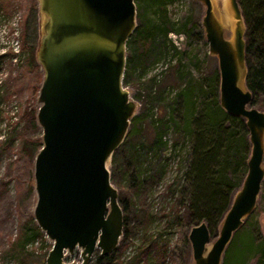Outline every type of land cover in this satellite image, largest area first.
<instances>
[{"label": "water", "instance_id": "water-1", "mask_svg": "<svg viewBox=\"0 0 264 264\" xmlns=\"http://www.w3.org/2000/svg\"><path fill=\"white\" fill-rule=\"evenodd\" d=\"M203 4L200 25L215 56L218 105L243 119L248 152L245 173L209 248L204 222L187 233L192 264H220L233 232L250 214L264 174V110L251 103L245 85L244 24L237 0H228L235 19L231 38ZM43 15L35 57L42 71L35 121L40 145L32 158V218L50 241L44 263L72 264L65 253L79 250L87 264L95 249L106 256L123 226L106 166L122 142L135 103L122 83L125 43L135 27L133 0H37Z\"/></svg>", "mask_w": 264, "mask_h": 264}, {"label": "rangeland", "instance_id": "rangeland-1", "mask_svg": "<svg viewBox=\"0 0 264 264\" xmlns=\"http://www.w3.org/2000/svg\"><path fill=\"white\" fill-rule=\"evenodd\" d=\"M217 1L220 5V0ZM0 2L4 3L2 5L4 6L3 12H0V53L11 51L5 45L9 44L13 38H17L19 52L16 55V61L8 57L0 58V140L13 128L16 130V134L19 133V136L39 137L40 129L37 124L35 129L24 126L22 112L29 105L35 109L37 105L36 94L42 71L36 60L35 50L43 15L38 10L37 0H0ZM210 2L212 12L218 18L213 0ZM133 3L135 25L137 24V12L144 11L147 18L163 26L161 22H157L159 20L157 13L152 11L155 7L150 6L149 0H133ZM224 3L230 23L226 26L219 22L222 25L224 37L231 38L235 19L232 16L228 0H224ZM32 4L35 9L34 14L28 19L27 33L32 38L30 42L33 49L27 54L26 48H21L23 40L21 33L23 19L27 14L29 15L30 10H33L30 7ZM163 4L165 19L168 22H173L171 25L174 28L179 26L177 22L186 13L194 16L200 25L204 7L199 0H168ZM128 44H131V41L125 44L123 74L126 75V81L123 85L135 103L132 116L136 118L129 119L122 142L106 162L110 181L116 189L118 204L120 205V202L123 201L126 210L136 214L135 218L126 219L127 245L122 247L119 259L120 261L131 260L136 256L139 246L143 247L147 242H153L155 248L150 247L144 259L138 264H173V257L168 256L172 248L177 253L186 250L185 264H192L187 241L189 228L179 225L178 221L166 226L170 214L174 213L173 211H176L177 214L181 212L177 200L180 198L178 189L184 190L185 187L182 172L187 156L186 146L183 148L177 143L174 148H170V142L174 139L170 130L164 133L162 137V140H165L167 144L165 149H148L147 144L154 139V133L150 128L152 127L151 121L153 120V124H157L160 116L165 118L171 113L169 106L160 103L156 97L157 89H159L165 96V101L168 102L169 97L173 96L177 90L176 87L172 86L175 73L171 72L170 67H175L178 64L182 72L188 71L189 75L186 77L190 78L192 83V79L200 81V78L203 77L207 80L209 76L213 75L214 70L217 72L216 58L208 52L203 31L199 36L194 30L189 31L187 29L186 33L170 30L165 37L163 35L158 36L147 51L138 44L135 55H131ZM194 52L197 56L196 64L190 61V56ZM145 55H147L146 59L143 58ZM253 106L256 107V105ZM177 109L179 111V108ZM172 116L179 118L175 114ZM150 118H152L151 121ZM262 165L264 166V150ZM155 174L159 175V178H156ZM3 182L5 185L2 187L1 183ZM174 185V189L177 191L170 192L168 188L173 189ZM263 192L264 174L256 203L248 215L257 227L256 235L259 241L264 238V206L261 196ZM33 203L32 159L31 162L27 158L24 161L16 152L10 151L9 154L2 152L0 155V264H45L44 258L50 248V241L40 230L39 233H42L43 236L36 235L30 240V236L34 234L30 228V222L36 226L31 214ZM146 214L148 218L144 217L145 222H143L140 219ZM26 215H30L31 220L24 222L23 225L19 224V220ZM243 220L242 223L244 224ZM219 223L220 220L216 233ZM22 229L23 237L24 235L27 237L23 247L24 252L19 255L11 254L7 250L8 243L15 239ZM215 234L206 244L207 248L214 240ZM122 238L123 233L121 231L115 251L118 249ZM184 241H186L187 246ZM162 246L164 247L162 255L155 257L156 249ZM161 249L158 250L159 253ZM99 256V251L95 249L87 264H96ZM78 260V249H74L71 254L65 253L64 255V261L67 263L76 264ZM176 262L178 263V260ZM244 264H254L253 256L246 259Z\"/></svg>", "mask_w": 264, "mask_h": 264}, {"label": "trees", "instance_id": "trees-1", "mask_svg": "<svg viewBox=\"0 0 264 264\" xmlns=\"http://www.w3.org/2000/svg\"><path fill=\"white\" fill-rule=\"evenodd\" d=\"M166 1L168 0H149L150 6L155 7L152 11L157 13V18H159L157 22H161L163 26L147 18L144 11L137 12V24L126 40V43L131 41V44H128L131 55H135V49L138 44L143 50L147 51L149 46L157 40L158 36L163 35L165 37L170 30L182 33H186L187 29L189 31L194 30L200 36L201 26L196 22L194 16L192 17L187 13L184 14L182 19L177 22L179 26L176 28L171 25L173 22H168L165 19L163 3ZM237 3L244 24L245 85L251 91V103L256 105L258 109L264 110V0H237ZM3 4L0 2V12H3ZM17 4H19L18 1ZM30 7L33 10H30L29 15L27 14L24 17L21 33V37H23L21 48H26L27 54L33 49V45L30 42L32 38L28 36L27 27L28 19L34 14L35 8L33 4ZM170 45L174 48L172 44ZM13 55V52L8 50L1 52L0 58L8 57L11 59ZM146 56L143 58L146 59ZM14 60L16 61L17 57ZM190 61L193 64L197 63L195 52L190 56ZM170 68L171 72L175 73L172 86L176 87L177 90L173 96L169 97L168 102L165 101V96L159 89H157L156 97L160 103L162 102L169 106L171 113L165 118L158 117L157 124H153V120L150 118V121L152 120V127L150 128L152 133H154V139L147 144L148 149H165L167 144L165 140H162V137L164 133L170 130V134L174 137L170 142V148H174L177 143L183 148L186 146L187 156L182 172V176L185 179V187L184 190L178 189L180 198L177 200V205L178 208H181V212L177 214L176 211H173L174 213L170 214V219L166 226L178 221L179 225L188 229L200 222H204L208 233L213 236L216 233L220 217L228 207L231 193L239 187L245 173V161L249 146L246 136L247 130L241 117L226 113L218 105L216 70L213 71L212 76L208 77L209 79L206 80V78L201 77L200 81L192 79L191 83L190 78L186 77V75H189L188 71L182 72L178 64ZM125 81L126 75L123 74L122 83L124 84ZM177 108H179V111ZM35 110L32 105H29L22 112L25 127L32 129L37 127ZM175 110H177L176 113ZM172 114L179 118H173ZM131 118L136 117L132 116ZM39 145V137L19 136V133L16 134V130L13 128L0 140V155L2 152L8 154L10 151L16 152L24 161L27 158L31 162ZM154 176L159 178L157 174ZM1 185L3 187L5 182L1 183ZM174 188L175 185L173 189L168 188V190L170 192L173 190L177 191ZM261 196L264 206V192ZM119 206L123 213L122 241L116 251L113 250L106 256H99L96 264H138L139 261L144 259L150 247L155 248L153 242H147L145 246H139L138 252L133 259L120 261L121 249L127 245L125 235L127 234L126 219H133L136 214L128 212L123 201L120 202ZM144 217L148 218V215L142 216L140 220L143 222H145ZM30 220L31 216L26 215L19 220V224L23 225L24 222H29ZM243 222L244 224L242 223L233 232L223 251L220 264H244L245 260L251 256L254 258V264H264V238L259 241L256 235L257 227L248 215ZM30 228L34 232L30 236V240L36 235L43 236L31 222ZM23 233L22 229L20 234L8 243L7 250L9 253L19 255L24 252L23 247L27 237L26 235L23 237ZM22 239L23 241L21 242ZM184 243L187 246L186 241ZM160 249L159 253L158 250ZM163 250V246L156 249L155 257L162 255ZM185 251L177 253L172 248L168 256L173 257V264H185ZM176 260H178V263Z\"/></svg>", "mask_w": 264, "mask_h": 264}, {"label": "bare ground", "instance_id": "bare-ground-1", "mask_svg": "<svg viewBox=\"0 0 264 264\" xmlns=\"http://www.w3.org/2000/svg\"><path fill=\"white\" fill-rule=\"evenodd\" d=\"M214 5H215V12L218 16V21H220L222 24L228 26L230 21H229V17L227 14V9L225 7V3L224 1L221 2V5H218L216 0H213ZM207 246V245H206Z\"/></svg>", "mask_w": 264, "mask_h": 264}, {"label": "built area", "instance_id": "built-area-1", "mask_svg": "<svg viewBox=\"0 0 264 264\" xmlns=\"http://www.w3.org/2000/svg\"><path fill=\"white\" fill-rule=\"evenodd\" d=\"M5 47H9L11 49V52H13V54H14L11 58L15 59L16 55L19 53L18 52V41H17V38H13V40H11L9 42V44H6Z\"/></svg>", "mask_w": 264, "mask_h": 264}, {"label": "flooded vegetation", "instance_id": "flooded-vegetation-1", "mask_svg": "<svg viewBox=\"0 0 264 264\" xmlns=\"http://www.w3.org/2000/svg\"><path fill=\"white\" fill-rule=\"evenodd\" d=\"M216 1H217V0H216ZM222 1H224V0H220V5H221V2H222ZM217 3H218V1H217Z\"/></svg>", "mask_w": 264, "mask_h": 264}]
</instances>
